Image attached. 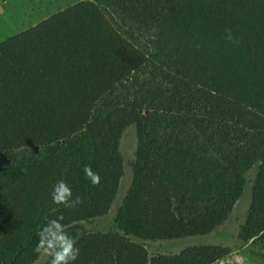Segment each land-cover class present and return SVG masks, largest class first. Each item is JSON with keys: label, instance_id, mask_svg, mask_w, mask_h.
<instances>
[{"label": "trees", "instance_id": "1", "mask_svg": "<svg viewBox=\"0 0 264 264\" xmlns=\"http://www.w3.org/2000/svg\"><path fill=\"white\" fill-rule=\"evenodd\" d=\"M130 126L117 228L90 231L117 198ZM256 164L242 246L264 241V0H84L0 42V264H35L37 233L61 216L70 264H215L231 249L150 258L130 237L214 232ZM61 179L75 207L53 203Z\"/></svg>", "mask_w": 264, "mask_h": 264}, {"label": "rangeland", "instance_id": "2", "mask_svg": "<svg viewBox=\"0 0 264 264\" xmlns=\"http://www.w3.org/2000/svg\"><path fill=\"white\" fill-rule=\"evenodd\" d=\"M84 0H0V41L13 36L48 16L70 5ZM137 137L135 126L128 127L121 138L120 150L124 157V173L115 202L108 215L84 222L90 231L116 229V218L133 182L132 163L135 161ZM33 151L18 152L19 158ZM42 152V151H40ZM256 164L246 174V186L243 195L237 201L228 220L214 232L199 236L174 240H142L134 236L130 240L146 247L149 257L175 255L189 247L202 245H222L231 252L215 264H264V241L256 240L242 246L238 239L241 225L246 222L252 199V189L258 173ZM51 257L42 254L35 264H50Z\"/></svg>", "mask_w": 264, "mask_h": 264}, {"label": "clouds", "instance_id": "3", "mask_svg": "<svg viewBox=\"0 0 264 264\" xmlns=\"http://www.w3.org/2000/svg\"><path fill=\"white\" fill-rule=\"evenodd\" d=\"M226 38L232 40L231 30L226 29ZM85 177L95 186L100 183L99 173L93 172L91 165L83 168ZM52 201L56 205L65 207H75L81 203L79 196L73 199L72 189L63 179L57 181L51 192ZM63 217L49 220L37 233L38 243L34 249L37 253H42L51 257L50 264H70L79 255V249L74 246V241L65 233L61 223Z\"/></svg>", "mask_w": 264, "mask_h": 264}, {"label": "crops", "instance_id": "4", "mask_svg": "<svg viewBox=\"0 0 264 264\" xmlns=\"http://www.w3.org/2000/svg\"><path fill=\"white\" fill-rule=\"evenodd\" d=\"M70 6H71V5H70ZM68 7H69V6H68ZM59 11H60V10H59ZM39 22H40V21H39ZM36 24H37V23H36ZM34 25H35V24H34ZM23 30H24V29H23ZM10 37H11V36H10ZM6 38H8V37H6ZM6 38H5V39H6ZM3 40H4V39H3ZM3 40H2V41H3ZM0 42H1V41H0Z\"/></svg>", "mask_w": 264, "mask_h": 264}]
</instances>
